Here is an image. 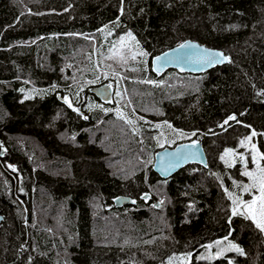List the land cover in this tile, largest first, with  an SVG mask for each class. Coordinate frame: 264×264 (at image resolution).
I'll use <instances>...</instances> for the list:
<instances>
[{"label":"trees","instance_id":"trees-1","mask_svg":"<svg viewBox=\"0 0 264 264\" xmlns=\"http://www.w3.org/2000/svg\"><path fill=\"white\" fill-rule=\"evenodd\" d=\"M189 39L231 61L155 74ZM105 83L109 103L90 91ZM197 137L206 168L153 171L158 149ZM253 144L264 153V0H0V264H264V232L232 214L258 194L241 188Z\"/></svg>","mask_w":264,"mask_h":264},{"label":"water","instance_id":"water-1","mask_svg":"<svg viewBox=\"0 0 264 264\" xmlns=\"http://www.w3.org/2000/svg\"><path fill=\"white\" fill-rule=\"evenodd\" d=\"M185 42H191L199 47L181 50L178 47L179 45H176L173 48L155 56L152 59V69L155 74L161 76L170 69H175L181 73L202 74L218 66L228 64L231 61L229 55L221 49L209 47L192 39L186 40ZM203 49L223 53V55L228 57V59L221 63H214L211 66H208L200 62L198 59ZM165 53L169 54L170 62L164 63L163 60H156V57H163ZM186 54L187 58H184ZM177 57H179V59H177ZM105 89H107V91H105ZM90 91L102 102L109 103L114 99L115 88L110 83L93 86ZM234 116L237 117L235 114ZM192 153H195L196 155L193 156L191 155ZM192 164L200 165L205 168L208 166V155L200 137L190 141L180 142L171 147L166 146L158 149L154 154L152 169L160 178L169 179L185 167ZM145 194H147V197H145ZM145 194L142 198L148 202L150 200V194L148 192ZM134 202V198L129 195H119L114 199L113 206L115 208H122L127 205H132ZM0 218H2L0 219L1 226L2 221L4 220V214L2 213L1 207Z\"/></svg>","mask_w":264,"mask_h":264},{"label":"snow or ice","instance_id":"snow-or-ice-1","mask_svg":"<svg viewBox=\"0 0 264 264\" xmlns=\"http://www.w3.org/2000/svg\"><path fill=\"white\" fill-rule=\"evenodd\" d=\"M130 39H135L131 36V33L128 34ZM123 40V38H121ZM179 49H191V48H197L198 45H194L191 42H185L180 44ZM176 51V50H174ZM141 55H147V53H140ZM135 54H133L132 59H135ZM184 58H187V54ZM179 59V57H177ZM199 61L211 66L214 63H221L224 60H227L228 57H225L223 53L219 52H213L209 49H203L202 53L198 57ZM157 61L163 60L164 63H168L169 61V54L165 53L163 57H156ZM135 70V69H134ZM148 83H154L153 81H147ZM107 91V89H105ZM28 98V97H26ZM66 99V98H65ZM69 103V106H71V103ZM77 111H79L77 109ZM87 119V117H85ZM236 117L234 115L229 116L227 120H225L223 123L226 125L230 120H235ZM223 125H221L222 127ZM192 135H195V133H192ZM255 131L252 132L251 136L247 137V141H251L252 136H255ZM195 143V142H194ZM241 146L245 145V140H242L240 142ZM252 162L255 164L254 170H245L242 172V175L249 178L250 183L249 184H242L241 188L244 192H253V190H256L258 194H253L252 199L248 201L242 200L240 197H235L233 199V203L235 207L232 209V214L235 215H243L245 219L251 220L255 226L261 231L264 232V165L261 164V161H264V153L259 152V150L256 148V146L253 144L252 146ZM234 150L232 149H226L225 154L232 153ZM191 155H196L195 153H192ZM221 159H224V156H221ZM243 160V157H241ZM247 163L246 161H244ZM174 166V165H170ZM9 167H12L9 165ZM235 183V182H234ZM230 197L232 194H229ZM145 197H147V194H145ZM241 207L243 208V211H241ZM2 219V218H0ZM225 240H227V237H225ZM217 244L220 243V241L216 242ZM211 247V246H209ZM235 249L237 252L242 253V249H240L235 244H230L229 249H225V251ZM223 254V253H220Z\"/></svg>","mask_w":264,"mask_h":264},{"label":"bare ground","instance_id":"bare-ground-1","mask_svg":"<svg viewBox=\"0 0 264 264\" xmlns=\"http://www.w3.org/2000/svg\"><path fill=\"white\" fill-rule=\"evenodd\" d=\"M30 1V0H29ZM25 8H26V6H25ZM37 37V36H36ZM13 43V42H12ZM79 46V45H78ZM10 49V48H9ZM31 87H33V86H31ZM181 91V90H180ZM111 155V154H110ZM118 159V158H117ZM120 163V162H119ZM116 174V173H115ZM150 189V188H149ZM50 209V208H49ZM56 213V212H55ZM94 215V214H93Z\"/></svg>","mask_w":264,"mask_h":264}]
</instances>
